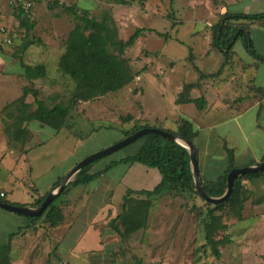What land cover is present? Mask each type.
<instances>
[{
	"label": "rangeland",
	"instance_id": "obj_1",
	"mask_svg": "<svg viewBox=\"0 0 264 264\" xmlns=\"http://www.w3.org/2000/svg\"><path fill=\"white\" fill-rule=\"evenodd\" d=\"M247 4L251 6L250 12L264 10V0H130L127 5H118L115 0H38L34 11L31 9L33 13H28L30 27L26 29L20 25L15 6L5 0V10L0 13V108L19 96L27 84L21 61L45 64L47 75L33 83L48 107L70 105L74 82L61 74L57 62L63 50L62 41L76 20L74 13L63 5L73 6L78 14L86 9L90 16L98 19L105 14L111 16L122 39L136 28L153 30L140 34L124 53L133 79L118 91L75 103L66 118L67 126L60 131L32 121L29 126L33 136L29 133L24 146L6 135L3 137L0 132V186L9 182L20 202L22 198L31 199L34 196L30 192L35 193V188L37 193H43L67 166L115 144L123 139L125 130L148 125L175 131V124L181 118L189 119L193 128L200 130V136L193 140L195 147L201 142L209 144L217 135L235 149L238 167L250 165V160L261 161L264 155V61L247 66L254 56L246 44L251 41L257 54H264V29L256 25L249 37L240 35L227 60L213 45V27L218 20L224 14L246 10ZM51 16L57 19L52 20ZM230 21L235 27L243 22L244 27L248 24L247 20L239 24ZM256 23L262 25L261 21ZM2 28L6 32H2ZM27 41L32 44L24 48ZM222 63L224 73L218 78L209 76L218 71ZM189 83L200 87L191 94L194 98L205 97L204 108L194 103H176L179 92ZM246 84L262 88L256 103L250 98V105L241 108L245 105L225 100L227 96L234 99L237 95L236 85L245 88ZM30 99L32 101L31 96ZM0 118L4 126L2 111ZM141 144L142 138H137L94 160L88 170H102L111 162L135 153ZM123 165L125 163L114 164L105 177L98 176L89 183L67 188L54 202L58 204L70 197L68 202H60L65 215L56 229L42 218L19 227L17 219L24 220L25 216L1 210L14 218L0 215V244L7 242L9 233L17 231L11 243L17 241L19 246L22 244L32 250L24 259L18 253L17 264H22V260L29 263L36 260L37 264H88V260L91 264H264V180L255 184L243 181L246 198L240 217L221 212V223L226 226L220 228L214 238H224L227 242L218 245L221 253L218 258L205 240L204 225L209 220L207 206L192 189L181 186L152 196L146 227L125 238L108 234L106 225L111 218L105 213L93 223L101 234L104 250L87 252L88 260L83 253L75 257L68 249L85 226V216L90 217V213L108 205L116 214L121 211L125 187L107 186L116 184ZM31 166L33 173L29 178ZM209 167L208 177L213 178L216 171L212 165ZM22 179H31L33 187L29 189L20 184ZM94 241L92 232L85 246L92 249L89 246Z\"/></svg>",
	"mask_w": 264,
	"mask_h": 264
},
{
	"label": "trees",
	"instance_id": "obj_2",
	"mask_svg": "<svg viewBox=\"0 0 264 264\" xmlns=\"http://www.w3.org/2000/svg\"><path fill=\"white\" fill-rule=\"evenodd\" d=\"M115 3L127 5L130 4V0H115ZM54 5H57V3H54ZM63 7L73 12L76 20L62 41L63 50L57 62L61 74L68 76L74 82L70 105L55 104L48 107L40 99L39 89L33 83L35 80L44 78L47 75L46 66L41 63L33 65L21 61L22 74L26 78L27 84L22 87L21 94L18 97L5 103L0 109L4 114V132L11 141L20 142L21 144L26 143L29 138L27 124L32 121H38L41 125H46L55 131H59L67 126L66 118L70 108L75 103L93 100L107 93L118 91L127 85L133 79L134 74L124 53L127 48L135 43L140 34L153 30L144 27L136 28L126 39H122L119 38L117 25L111 16L105 14L102 18L98 19L90 16L86 9L82 10L81 14H78L73 10V6L63 5ZM16 9L18 11L16 16L20 20V25L28 29L30 25L27 22V16L31 10ZM230 20H247L248 24L247 27H244L246 25L243 22L240 27H235L232 26ZM257 21H261L264 24V10L255 13L236 12L224 14L218 20L213 27V45L224 53L225 60L228 59L230 50L237 38L240 35L249 37V26ZM30 44L32 42H25L24 48H27ZM246 46L247 49H250L249 51L254 58L264 61V56L257 54L252 47L251 41ZM223 65L224 63H222L218 71L210 73L209 76L218 74ZM195 87L196 85L192 83L184 85L182 91L177 96L176 103H194L198 108H204L206 105L204 96L192 98L190 95L191 90ZM30 96L32 97L31 102L27 101V98ZM178 122L176 131L162 130L178 133L190 140L194 145L193 140L198 132L193 128L192 122L186 118H181ZM143 127H148V125L136 126L125 130L123 138ZM141 138L142 144L135 153L111 162L104 169L88 174L87 171L92 162L81 168L74 179L64 187L39 216H25L27 223L24 226L34 224V220L39 218H42L51 227L58 226L63 221L64 215L61 210L62 206L54 204V202L67 188L89 183L116 163L130 165L138 162L148 167L156 168L161 176L160 181L151 190H126L122 197L121 211L106 225L111 229V232L118 234L122 239L145 228L148 222L151 207L150 198L152 196H158L165 190L175 189L177 186H181L182 188L189 187L207 206L209 220L204 225L206 244L209 245L214 256L220 257L221 253L218 245L227 242V239L224 238H214L215 233L220 228L226 226L221 223V212H231L235 216L240 217L246 198L245 191L243 190V181L247 180L255 184L264 180V170L239 176L234 180L229 198L225 201L212 204L205 201L194 189L187 149L158 134H147ZM194 148L197 160L198 151L195 146ZM224 149L227 153L228 164L215 180H204L197 166L203 189L208 195L213 197L221 196L225 192L227 173L230 169L238 167L234 161V150L228 148L225 144ZM252 163H254V160L250 161V164ZM59 181L60 179L55 182V185ZM46 194L39 196L34 206H39ZM135 194L144 197L136 198ZM0 200L12 203L6 200L4 195L0 196ZM217 211L220 213L216 214ZM15 233L17 231L9 233L7 242L0 244V264H11L8 254L10 250L9 240ZM64 264L70 263L66 262Z\"/></svg>",
	"mask_w": 264,
	"mask_h": 264
},
{
	"label": "crops",
	"instance_id": "obj_3",
	"mask_svg": "<svg viewBox=\"0 0 264 264\" xmlns=\"http://www.w3.org/2000/svg\"><path fill=\"white\" fill-rule=\"evenodd\" d=\"M4 1L5 0H0V9H1L0 13L4 12V10H5L4 5H3ZM78 1L79 0H76V2H78ZM118 5H122V4H118ZM245 7H246V10H242L241 12H243V13L261 12V11L250 12L251 11V6L248 5V4ZM33 9H35V7ZM32 10L30 11L31 13H33V11H34V10L33 11ZM234 13H236V12H234ZM55 18L57 19V16H55V17L51 16L52 20L55 19ZM241 21L242 20L234 21V22H238L239 23ZM250 25H251V27L249 28V31H251V29L253 27H256V25H260L259 27H263V29H264V24L261 25V24H257L256 22H254V23H252ZM263 33H264V30H263ZM230 54H231V52L229 53V57H230ZM262 56H264V54H262ZM231 59H233L232 56H231ZM258 63H259V60L257 61V59L253 58L251 61H249V63H247V66H250V65L256 66ZM27 64H31V62H28ZM41 64H43V63H41ZM221 66H222V64H221ZM224 66L225 65H223V67L219 71L220 74L218 73L219 75H217V74L215 75L216 76L215 78H218V76H221L224 73L223 72L224 71ZM238 73H239V70H238ZM231 74L232 73H230V75ZM231 78H233V77L231 76ZM236 86L238 87V88H236V91L238 90V93H237V95H234V99L229 98L227 96V94H223L224 96H227V98H225V100L233 101V102L237 103L239 106H242V105L244 106L245 105V107H241V108H246V107H248L250 105V102H248L250 98L254 99L252 101H255V103L257 102L256 100L260 98V94L262 92V88L260 86H256V87L252 86V87H250L249 85H247V86H245V88H244V85H236ZM199 88L200 87L196 86L195 88H193L191 90V92H190L191 97H192L191 93L193 91H195V92L198 91ZM217 96L219 97L220 93H218ZM192 98H194V97H192ZM27 101L31 102L30 97L27 98ZM232 104H234V103H232ZM233 106H235V105H233ZM0 123H1V118H0ZM30 123H32V122H30ZM30 123L27 124V128L29 130V133L33 136V132L31 130L30 126H29ZM39 125L41 126L40 123H39ZM175 125H176V130H177L178 123L176 122ZM256 126H257V128H260V125L258 123H256ZM195 130L198 132V134L196 135L195 138H198L200 136V130H198V129H195ZM0 132H1L3 137H4V135H6L5 132H4L3 123H1V125H0ZM211 135H212V133H210L207 137L210 138ZM202 138H204V137H202ZM24 144H22V145L24 146ZM224 144L228 148H232V147L228 146V144H227V142H226L224 137H219V136L215 135L213 140L209 141V144H207L206 142H201V143H199L196 146L197 151H198L197 152L198 168H199V171H200V175L202 176V178L204 180H215L218 177V175H220L224 171V169L227 167V164H228V159L227 158L228 157H227V153H226V151L224 149ZM232 149H234V148H232ZM262 157H264V155ZM234 161H235V164H236L237 161H236L235 152H234ZM250 161H252V160H250ZM254 161H256V160H254ZM76 163L77 162H74V164H71L70 166H67L63 170V172L61 174L55 176L54 179H53V182L51 183V185H49L44 190L43 193H40V192L37 193V189L36 188H35V193H32V191L30 190L31 191L30 193L34 196L31 199H25L24 198L25 200H23V198H22L21 202H20L19 199L14 196V192L12 190L13 185L10 184L9 182L5 183V185H3V186H0V192L4 193V198L6 200H8L9 202L18 203V204L19 203L26 204V206H29V207H36V206H34V203L38 199V197L44 195L45 193H48V191L51 190L55 186V182L57 180H59V179L61 180L72 169V167H74L76 165ZM116 164H119V163H116ZM211 165L213 166V169L216 171L215 177H213V178H209L208 177V175H209L208 173L210 171V169H209L210 167L209 166H211ZM155 169L156 168H151V167H148V166H146L144 164H141V163H138V162L132 163L130 165L125 164V165H123V167L121 169L122 173L119 175V178L115 179L116 184L113 185V183H112L111 185H108L107 187H110V186L111 187L112 186L116 187V185L119 184V185L124 186L126 190L127 189H131V190H141V189L151 190L160 181V178H161L160 174L157 173L158 170L154 171ZM109 170H110V168L106 169L104 172H102V174L100 176L105 177ZM32 173H33V166H31V168L29 167V170H28L29 178L32 176ZM87 173L91 174V173H94V172H90L88 170ZM107 178H109V177H107ZM30 180L31 179H22V180L19 181V183L20 184L21 183L24 184L26 187H28L30 189V187H33V184H32V182ZM126 183H128L129 186H126ZM136 184H137V186H136ZM142 185H144V186H142ZM68 199H70V197H68ZM68 199H63V200H65L64 202L66 203V202H68L67 201ZM63 200L58 201V202L60 203ZM59 205H61V203ZM111 207H110V205H108L106 207L101 206V208L99 207L100 209L97 208V209H99V210H97V212L93 211L92 213H90V217L91 218L89 217V215L85 216V218H86L85 226L82 228V230L80 231L79 236L76 238V240L73 242V244H71V247L68 249V251H71V253H73L75 257H79L80 253H83L86 256V258H87L86 253L89 252V251L101 252V250H104L103 245L101 243L100 234L93 227V223L98 218H102V216L105 213H106L105 216H109V218L113 219L117 214L114 213L113 211H111ZM1 210H5V209L0 208V215L9 216L11 218H14V217H12L13 215H6L5 211H1ZM110 212H112V214H110ZM63 214H64V211H63ZM10 220H12V219H10ZM17 221L19 223L18 226L21 225L22 223H24L22 225V226H24L27 223L26 218H24V220L17 219ZM24 227H26V226H24ZM52 228L56 229L55 227H52ZM17 229H18V227H17ZM24 231L22 233H24ZM92 232L95 234V241H94L95 243L92 244V246H89V247H93L92 249H88V247H86L85 244L87 243L86 241L88 240V237H89V235ZM108 234L112 235V234H116V233L111 232V229H109L108 230ZM9 241H10L9 256H10V259H11V264H17L15 261H19L20 260V257L16 258L18 256V253L21 255V257H23V259L25 258L26 255L30 256V252L32 250H30L29 247H24V245H22V244H21V246H19L20 244H18L17 241L12 244L11 243V238H10ZM15 253H16V256L14 257ZM32 258L33 257H31V261H32ZM87 260H88V258H87ZM22 264H37V262H36V260H33L32 263H29V261L25 262V261L22 260ZM88 264H91L89 262V260H88Z\"/></svg>",
	"mask_w": 264,
	"mask_h": 264
},
{
	"label": "water",
	"instance_id": "obj_4",
	"mask_svg": "<svg viewBox=\"0 0 264 264\" xmlns=\"http://www.w3.org/2000/svg\"><path fill=\"white\" fill-rule=\"evenodd\" d=\"M147 134H158L162 137H165L166 139L176 142L183 146L185 149H187L189 153V165L193 177V184L194 188L197 191V193L204 198L205 201L215 204L218 202L225 201L229 198L232 186L234 183V180L238 178L241 175H244L246 173H255L257 171L264 170V158L261 161H258L254 164L246 165L243 167H234L230 169V171L227 173L226 177V189L225 192L218 197H213L208 195L205 190L203 189L199 172H198V163L195 157V148L194 145L191 143L190 140L186 139L182 135L174 132H167L162 129H157L154 127H143L135 131L134 133L124 137L123 139L119 140L115 144L99 151L94 154H91L81 161L77 162L74 167L59 181L57 185H55L51 190L48 191L46 194L44 200L41 202L39 206L36 207H29L24 205H17L13 203H8L6 201L0 200V208L5 209L7 211L15 212L17 214L27 216V217H37L39 216L47 207L48 205L59 195V193L64 189V187L71 181V179L77 174V172L83 168L85 165H87L90 162H93L94 160L109 154L129 143L136 140L137 138H140Z\"/></svg>",
	"mask_w": 264,
	"mask_h": 264
},
{
	"label": "built area",
	"instance_id": "obj_5",
	"mask_svg": "<svg viewBox=\"0 0 264 264\" xmlns=\"http://www.w3.org/2000/svg\"><path fill=\"white\" fill-rule=\"evenodd\" d=\"M38 0H10V3L14 5L16 8L23 9L25 11L31 10L35 7ZM2 32H6L4 28H2ZM7 42H10V39H6ZM4 193L0 192V196H3Z\"/></svg>",
	"mask_w": 264,
	"mask_h": 264
}]
</instances>
